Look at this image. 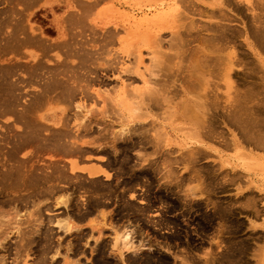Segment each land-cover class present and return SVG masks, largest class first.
<instances>
[{
  "label": "rangeland",
  "instance_id": "1",
  "mask_svg": "<svg viewBox=\"0 0 264 264\" xmlns=\"http://www.w3.org/2000/svg\"><path fill=\"white\" fill-rule=\"evenodd\" d=\"M214 1L0 0V221L19 216L12 226L0 223V264H264V48L248 49L242 35L237 49L222 51L238 53L240 74L229 76L231 87L215 77L206 57L215 50L189 31L208 21L193 4ZM31 29L46 49L23 40ZM248 71L254 84L241 79ZM143 75H154L167 101L146 92L151 111L132 119L125 86L135 93ZM233 87L240 92L235 115ZM80 120L87 127L77 130ZM87 138L93 146L79 144ZM70 160L105 161L110 176L70 172ZM61 187L73 194L69 208L52 196ZM39 204L36 231L28 220L35 222ZM64 215L77 229L51 222ZM122 229L133 233L128 247L114 242Z\"/></svg>",
  "mask_w": 264,
  "mask_h": 264
},
{
  "label": "bare ground",
  "instance_id": "2",
  "mask_svg": "<svg viewBox=\"0 0 264 264\" xmlns=\"http://www.w3.org/2000/svg\"><path fill=\"white\" fill-rule=\"evenodd\" d=\"M259 2H257V3H255V1L254 0H215L214 1V3L213 4H210L209 6H203V7H198L197 9H194V5H196L195 3L193 4V6H192V10H195V11H198V14H201V15H204V16H206L207 18H208V21H202L201 20V22H203L202 24H197V25H195V26H193V25H191V29L189 30L190 32H191V35H192V40H198V39H201V40H203L204 41V43H206L207 45H209L210 47H211V49H214L215 51H211V52H208L207 54H206V57L210 60V61H213L214 63H215V66H217V68H216V70L214 71V76L215 77H217V78H219V79H221V80H223L226 84H227V86L228 87H231V85H232V83L230 82V80H229V76L232 74V73H234V75H238V74H240V72H239V69H237V68H235L237 65H238V63H239V56H238V53L234 50V51H232L231 53H228V54H223L222 53V51H223V49H226V46L227 45H230L231 47H232V49H237V43L239 42L238 40V38L239 37H241L242 35H244L245 34V42H246V45H247V47H248V49H256L255 47H256V43L258 42V44L262 47V48H264V13H258L257 12V10H256V8L257 9H259V10H261L262 9V7H261V5H263L264 6V0H258ZM261 1V2H260ZM189 2V1H188ZM33 3V2H32ZM258 3H260V4H258ZM212 5H214V6H212ZM260 7H259V6ZM258 6V7H257ZM226 7H229V9H227ZM182 8V7H181ZM261 8V9H260ZM21 11V10H20ZM179 12L180 11H182V10H178ZM12 12V11H11ZM22 12V11H21ZM178 12V13H179ZM182 12H185V11H182ZM235 12V13H234ZM260 12V11H259ZM13 13V12H12ZM11 13V14H12ZM17 13V12H16ZM181 13V12H180ZM179 13V14H180ZM159 16H160V14L159 13H157ZM165 14H167V12H165V13H163V15H165ZM181 14H183V13H181ZM185 14V13H184ZM13 15V14H12ZM18 15V14H17ZM187 15V14H186ZM69 16H70V19L72 18V19H74L75 17H76V14H74V13H70L69 14ZM82 16V15H81ZM179 16V15H178ZM177 16V17H178ZM188 16V15H187ZM14 17V16H13ZM20 17V16H19ZM163 17V16H162ZM162 17H158V19L157 20H159V19H161ZM180 17V16H179ZM166 18V17H165ZM162 19H164V18H162ZM177 20H178V18H176ZM192 19V18H191ZM184 20V19H183ZM162 21V20H161ZM181 21V20H180ZM185 21V20H184ZM191 22V21H190ZM194 22V20L192 19V23ZM232 22H234V23H232ZM242 23V28L241 27H239L238 25H236L235 23ZM164 23H167V22H164ZM179 23V22H178ZM177 23V24H178ZM181 23V22H180ZM179 23V24H180ZM191 23V24H192ZM26 24V23H25ZM172 24V23H171ZM177 24H176V26H177ZM182 24V23H181ZM180 24V25H181ZM188 24V23H187ZM190 25V24H189ZM159 26V25H158ZM161 26V25H160ZM167 25L165 24V27H166ZM172 26H174L175 27V25H172ZM179 26V25H178ZM177 26V27H178ZM182 26V25H181ZM3 27V26H2ZM9 27V26H8ZM11 27V26H10ZM176 27V28H177ZM4 28V27H3ZM29 28H30V26H29ZM161 28V27H160ZM182 28V27H181ZM180 28V29H181ZM4 29H6V28H4ZM157 29V28H156ZM158 29H159V27H158ZM163 29V28H162ZM161 29V30H162ZM189 29V28H188ZM187 29V30H188ZM177 30H179V28L177 29ZM163 31V30H162ZM161 31V32H162ZM178 32H180V31H178ZM177 32V33H178ZM21 33V32H20ZM10 34V33H9ZM15 34V33H14ZM22 34V33H21ZM39 34V35H38ZM160 34V33H159ZM159 34H157L158 36H159ZM174 34V33H173ZM172 34V35H173ZM179 34V33H178ZM202 34H203V36H202ZM7 35V34H6ZM154 35H156V34H154ZM154 35H152V36H154ZM156 35V36H157ZM24 36V35H23ZM156 36H155V38H156ZM157 36V37H158ZM173 36H175L176 37V35L174 34ZM4 37H6L5 35H4ZM3 37V38H4ZM17 37H19V36H17ZM181 37V36H180ZM155 38H153V41H154V39ZM162 38V37H161ZM176 38H178V37H176ZM183 38V37H182ZM7 39V38H6ZM181 39V38H180ZM24 41H26V42H34V43H38V44H40L42 47V49H46L47 48V44L45 43V41H44V39H43V36L42 35H40V33L39 32H35L34 30H30L29 31V33L24 37V39H23ZM173 40V39H172ZM175 40V39H174ZM173 40V41H174ZM255 42H254V41ZM151 41V40H150ZM182 41V40H181ZM3 42V41H2ZM6 42V41H5ZM104 42H105V40H104ZM154 42H157V40L155 39V41ZM174 42H177L176 40L174 41ZM8 43V42H7ZM101 43H102V41H101ZM106 43V42H105ZM182 43H184L183 41H182ZM155 44V43H154ZM160 45V44H159ZM15 46V45H14ZM155 47L157 46L158 47V45H154ZM16 47V46H15ZM26 47V46H25ZM86 47V46H85ZM154 47V48H155ZM13 48V47H12ZM17 49V48H16ZM22 49V48H21ZM64 49V48H63ZM157 49V48H156ZM155 49V50H156ZM170 49H171V47H170ZM181 49V48H180ZM201 49H204V48H201ZM154 50V51H155ZM159 50V49H158ZM158 50H156L155 52L156 53H158V52H160V51H158ZM172 50V49H171ZM205 50V49H204ZM18 52H19V50H17ZM82 51V50H81ZM158 51V52H157ZM179 51V50H178ZM177 51V52H178ZM183 51V50H182ZM164 52V51H163ZM176 52V54H178ZM181 52V51H180ZM167 53V52H166ZM204 53V52H203ZM202 53V54H203ZM153 54H154V52H153ZM173 54H175V53H173ZM95 55V54H94ZM161 55H162V53H161ZM164 56V55H163ZM179 56V55H178ZM182 56V55H181ZM165 57V56H164ZM154 58V57H153ZM157 58V57H156ZM155 58V59H156ZM163 58V57H162ZM158 59V58H157ZM164 59V58H163ZM166 59V58H165ZM156 62V61H155ZM170 62V61H169ZM182 62V61H181ZM180 62V63H181ZM16 63V62H15ZM32 63V62H31ZM158 63H162L161 61L159 62V60H158V62H157V65H158ZM164 63V62H163ZM1 64V63H0ZM5 64V63H4ZM154 64V63H153ZM209 64V63H208ZM156 65V63L154 64V66ZM161 65H163V64H161ZM160 65V66H161ZM168 65V64H167ZM172 65V64H171ZM213 65V64H212ZM159 66V65H158ZM164 66V65H163ZM173 66V65H172ZM169 67H170V64H169ZM213 67V66H212ZM155 68V67H154ZM168 68V67H167ZM171 68V67H170ZM129 70L131 69V68H128ZM153 69V68H152ZM44 70V69H43ZM158 70V69H157ZM162 70V69H161ZM160 70V71H161ZM172 70V69H171ZM152 71V70H151ZM191 71V70H190ZM210 71V70H209ZM8 72V71H7ZM130 72H132L131 70H130ZM156 72V71H155ZM162 72V71H161ZM180 71H178V73H179ZM157 73V74H156ZM156 73H153V74H156L157 76H159L160 77V75H158V72H156ZM175 73V72H174ZM209 73V72H208ZM88 74V73H87ZM209 74H211V73H209ZM243 75V77H241V79H243L244 81H246V82H249L250 84H254L253 83V81H251V79H253V73H252V71H248V72H245V74H242ZM27 76V75H26ZM75 76H77V75H75ZM144 76V75H143ZM142 76V77H143ZM154 76V75H153ZM152 75H151V77H149V78H147V77H145L144 76V79H145V86H142V88L140 87V88H136V92L135 93H132V92H134V91H132V89H130L128 86H125V90H126V92H127V94H130V97H132V98H130L129 96V98L132 100V102L131 103H129V105H130V110H132V114H134L133 116L134 117H132V119L134 118V119H138V118H141L142 116H148V111H151L150 109L148 110V108H144V107H150L149 105H150V103H146V102H144L145 100H147V99H145L144 100V95H145V93L147 92H149V93H151L152 95L153 94H155V96H156V94H158V95H161V93H162V95H163V93H164V95H165V92H163L162 90H160L159 89V86L157 87V84H156V82H154L153 80H152V77H153ZM157 76H155V77H157ZM15 77V76H14ZM13 77V79H15ZM48 77V76H47ZM239 77V76H238ZM156 79V78H155ZM250 79V80H249ZM47 80V79H46ZM74 80V79H73ZM81 80V79H80ZM165 80H166V78H165ZM186 80V79H185ZM215 80V79H214ZM33 81V80H32ZM167 81V80H166ZM218 81V80H217ZM168 82V81H167ZM171 82V81H170ZM219 82H221V81H219ZM22 83V82H21ZM90 83V82H89ZM163 83L165 84V82H164V80H163ZM213 83V82H212ZM210 84V83H209ZM219 84H221V83H217V85H215V86H218ZM23 85V84H22ZM25 85V84H24ZM82 85H84V84H82ZM76 86V85H75ZM169 86V85H168ZM171 86V85H170ZM71 87H72V85H71ZM160 87H162V86H160ZM166 87V86H165ZM50 88V87H49ZM129 88V89H128ZM163 88V87H162ZM216 88V87H215ZM77 89V88H76ZM87 89V88H86ZM164 89V88H163ZM167 89H168V87H167ZM233 89H234V91L232 92L233 93V99H232V101H233V104L231 105V109H230V113H232L233 115H235V114H237L238 112H239V108H238V101H239V89H237V87H233ZM45 90V89H44ZM48 90V89H47ZM82 90V89H81ZM165 90H166V88H165ZM164 90V91H165ZM204 90V89H203ZM26 91V90H25ZM41 91H42V89H41ZM132 91V92H131ZM160 91H162V92H160ZM167 91V90H166ZM202 93H203V91L202 90H200ZM18 92V91H17ZM39 92V91H38ZM42 92H45V91H42ZM48 92V91H47ZM130 92V93H129ZM135 94L136 96H132V94ZM146 93V94H147ZM160 93V94H159ZM43 94V93H42ZM87 95V94H86ZM148 95H150V94H147V96ZM164 95L162 96V98L164 97ZM71 97V96H70ZM127 97V98H128ZM149 97H151V96H149ZM156 97H158V96H156ZM173 97V96H172ZM207 97V96H206ZM208 98V97H207ZM217 98H218V96H217ZM53 99V98H52ZM58 99V98H57ZM60 99V98H59ZM58 99V100H59ZM150 99V98H149ZM163 99H166V98H163ZM171 99V98H170ZM173 99H174V97H173ZM54 100V99H53ZM70 101H73V100H71V99H69ZM150 101V100H149ZM166 101H167V99H166ZM171 101V100H170ZM216 101V100H215ZM147 102H148V100H147ZM175 102H177V101H174V104H175ZM181 102V101H180ZM179 102V103H180ZM185 102V101H184ZM203 102V101H202ZM25 103H26V101H25ZM46 103H47V101H46ZM72 103V102H71ZM168 102H166V104H167ZM178 103V102H177ZM183 103V102H182ZM200 103V102H199ZM149 104V105H148ZM164 104H165V102H164ZM169 104V103H168ZM181 104V103H180ZM202 104V103H201ZM47 105V104H46ZM75 105V104H74ZM77 105V104H76ZM182 105V104H181ZM71 106V105H70ZM74 107V106H73ZM77 107V106H76ZM79 108V107H78ZM170 108L171 107H169L168 109H169V111H170ZM202 108V107H201ZM219 107H215V109H218ZM227 107H223V109L222 110H225ZM168 109H167V111H168ZM186 109V108H185ZM214 109V110H215ZM228 109V108H227ZM165 110H166V108H165ZM188 110V109H187ZM164 112H166V111H164ZM171 112L173 113V110H171ZM208 112H210V111H208ZM215 112H217L216 110H215ZM88 113V112H87ZM80 114V113H79ZM184 114V113H183ZM188 114V113H187ZM203 114V113H202ZM82 114H80V116H81ZM170 114H167V117L169 116ZM174 115V114H173ZM173 115H170L169 117L170 118H172V116ZM195 115H197V114H195ZM78 116V115H77ZM80 116H79V118H80ZM190 116V115H189ZM203 116V115H202ZM204 116L206 117V115L204 114ZM83 117H85V116H82V119H83ZM165 117V116H164ZM167 117H166V119H167ZM168 117V118H169ZM191 117H193V115L191 116ZM38 118H39V116H38ZM67 118V117H66ZM65 118V122H67V119ZM186 118H189V117H186ZM81 119V118H80ZM85 119V118H84ZM165 119V120H166ZM204 120H206V119H204ZM80 121H82V120H80ZM80 121H79V123H80ZM176 121V120H175ZM194 121H196V120H194ZM84 121H82V123H80V125H79V128L77 129V130H80V129H82L83 127L85 128V124L83 123ZM178 122H179V120H178ZM185 123H186V121H184ZM196 122H198L197 124H203V123H201L200 121H196ZM153 123V122H152ZM62 124H64V123H62ZM154 124V123H153ZM191 124V123H190ZM247 124V123H246ZM155 125V124H154ZM191 126V125H190ZM62 127H63V125H62ZM65 127V126H64ZM87 127V126H86ZM155 127V126H154ZM158 127H160V126H158ZM188 127V126H187ZM202 127V126H201ZM161 128H162V130H164V126H162L161 125ZM174 128V127H173ZM177 128V127H176ZM186 128V127H185ZM193 128H196L195 126L193 127ZM246 128V127H245ZM131 129V127L128 129L127 128V130L128 131H125V130H123L122 129V131L121 132H119V133H115L114 134V136L113 137H115L116 139L117 138H123V136H125V135H127L128 133H130V130ZM154 129V128H153ZM157 129V128H156ZM179 130H183L184 129V127H179L178 128ZM197 129V128H196ZM89 130V129H88ZM143 130V129H142ZM187 130V129H186ZM205 130V129H204ZM45 131V130H44ZM48 131V130H47ZM148 131V130H147ZM156 131V130H155ZM202 131V130H201ZM116 132V131H115ZM141 132V131H140ZM157 132H158V130H157ZM176 132V131H175ZM204 132V131H203ZM103 133V132H102ZM138 133V132H137ZM187 133L188 134H190V133H192V132H188V130H187ZM197 133H198V131H197ZM196 133V134H197ZM158 134V133H157ZM196 134H194V132H193V135H196ZM101 135V134H100ZM159 135V134H158ZM161 135H162V138L164 137V138H166V139H168V135H167V133L165 132V131H162L161 132ZM160 135V136H161ZM164 135V136H163ZM77 136V135H76ZM160 136H159V139H160ZM197 136V135H196ZM43 137V136H42ZM88 137V136H87ZM157 138H158V136H156ZM79 138V137H78ZM82 138V137H81ZM80 138V139H81ZM155 138V137H154ZM88 139V138H87ZM86 139V140H87ZM91 138H89L88 140H90ZM262 139V138H261ZM83 140V139H82ZM81 140V141H82ZM85 140V141H86ZM93 140V139H92ZM115 140V139H114ZM156 140V139H155ZM158 140V139H157ZM156 140V141H157ZM77 141H78V139H77ZM79 142V144H82V143H84V144H87V143H92L93 144V142L90 140V142L88 141H86V142H84V141H82V142ZM117 141V140H116ZM200 141V140H199ZM261 141V140H260ZM69 142H72V141H69ZM95 142V141H94ZM114 142V141H113ZM102 143V142H101ZM104 143V142H103ZM158 143V142H157ZM78 144V145H79ZM84 144H82V145H84ZM89 144V145H90ZM90 145V146H93V145ZM95 144V143H94ZM100 144V143H99ZM72 145H75L74 143L72 144ZM88 145V144H87ZM9 146V145H8ZM70 146V145H69ZM80 146V145H79ZM158 146V145H157ZM96 147H99L98 149L99 150H103V148L105 147L104 145H97ZM264 147V146H263ZM113 148V147H112ZM78 150V149H77ZM78 152V151H77ZM142 153V152H141ZM141 153H139V154H141ZM8 154V153H7ZM10 154V153H9ZM52 154V153H51ZM78 154V153H77ZM138 154V155H139ZM143 154H145V153H143ZM142 154V155H143ZM147 154V153H146ZM189 154V153H188ZM61 155V154H60ZM76 155V154H75ZM75 155H74V157H75ZM89 155H90V153H89ZM190 155H192V154H190ZM53 156H54V154H53ZM77 156H79V155H77ZM144 156V155H143ZM149 156V154L146 156V157H148ZM4 157V156H3ZM58 158H60L59 157V155L57 156ZM98 157V156H97ZM192 157V156H191ZM64 158V157H63ZM78 158V157H77ZM57 159V158H56ZM61 159V158H60ZM188 159V158H187ZM54 160V159H53ZM66 160V159H65ZM71 161V170L70 169H68L70 172H75V170H83V171H86L87 172V175L89 176V177H91V178H97V177H99V176H97V175H99L100 173L101 174H105L106 176H110V174L109 175H107L108 173H106V172H108V171H106L105 172V170H103L101 167H84V168H81V167H78V165L76 164V162H74L73 160H70ZM189 162H190V160H189ZM227 162H229V161H227ZM166 163V162H165ZM4 168V167H3ZM49 168V167H48ZM104 169H105V167H103ZM5 169V168H4ZM50 169V168H49ZM50 171V170H49ZM82 171V172H83ZM59 173V172H58ZM172 173V172H171ZM168 174V173H167ZM104 175V176H105ZM76 180V179H75ZM52 183H53V181H52ZM188 184V183H187ZM66 185V184H65ZM64 185V186H65ZM62 186H63V184H62ZM55 192H53V197L55 198L54 199V201H55V203H56V205H59V206H66V207H68L69 208V205H70V203L72 202V198H73V194H72V192H71V195L70 194H68L67 192V189H65V188H58L57 190H54ZM70 193V192H69ZM55 195H57V196H55ZM87 198V197H86ZM38 204V203H37ZM41 204V203H40ZM40 204L36 207V209L35 210H38V212H36L35 210V212L37 213V218L35 219V222L33 223L32 221H33V219H31V218H33L35 215L34 214H32V213H34V212H29L30 214H29V216H28V214H27V216L28 217H30V216H33V217H30V219L31 220H28V217L26 218L25 217V220L27 219L28 221H31V224L33 225V227L35 228V230L37 231L43 224V221H41L40 219H42L41 217V215H40V218H39V215H38V213L40 212V209L39 208H41V206H40ZM34 206V205H33ZM42 206H43V204H42ZM67 209V208H66ZM13 211H11V213H12ZM8 213H9V211H8ZM7 213V214H8ZM17 214V213H16ZM1 216V215H0ZM11 215L9 214V217H10ZM15 216V215H14ZM17 216V217H16ZM14 218L15 219H13V217H11L13 220H17V221H19V219H17L19 216H18V214L16 215ZM65 216V215H64ZM63 216V217H64ZM4 217V216H3ZM8 217V216H7ZM9 217H8V219H9ZM63 217H60V218H58L57 219V216H55V217H51V222H54L55 221V224L58 226V227H60V228H62V229H64V230H67V231H65V232H68V230H70V229H72V228H75V229H77V226L72 222L73 220H72V218H70L69 216H65V218H63ZM2 218V217H1ZM35 218V217H34ZM76 218V217H75ZM7 218H3V221L5 222L6 220H8ZM50 219V218H49ZM55 219V220H54ZM72 221H71V220ZM77 219V218H76ZM12 220V221H13ZM54 220V221H53ZM10 221V220H9ZM12 221H10V223H8V224H6V223H2V221H0V223H2V224H4V225H6V226H8L9 227V225L10 226H12L13 224L11 223ZM38 221H40V222H38ZM14 222V221H13ZM38 222V223H37ZM49 222V221H48ZM15 223H17V222H15ZM35 223H37L36 225H35ZM50 223V222H49ZM12 224V225H11ZM53 224V223H52ZM17 225V224H16ZM26 225V224H25ZM38 225V226H37ZM0 226H1V224H0ZM5 227V226H4ZM19 226L17 225V228H18ZM54 227V226H53ZM3 228V227H2ZM1 228V229H2ZM15 228H16V226H15ZM20 228H22V227H20ZM20 228H19V230H20ZM28 228V227H27ZM51 228H52V226H51ZM63 230V231H64ZM70 231H72V230H70ZM10 232H12V230L10 231ZM19 232H21V230L19 231ZM18 232V233H19ZM100 232V231H99ZM9 233V232H8ZM8 233H7V235H8ZM12 234V233H11ZM133 233L131 232V230L130 229H122L119 233H118V235L115 237L116 239H115V243H118L119 242V240L121 239L122 241H123V245L125 244V247H128L129 246V244H130V241H131V235H132ZM133 236V235H132ZM6 237V236H5ZM98 238V237H97ZM130 238V241H128V239ZM5 241V240H4ZM22 241H25V240H23L22 239ZM98 242V241H97ZM112 243V244H114L115 245V243ZM22 243V242H21ZM120 243V242H119ZM122 244V243H121ZM119 245V246H122V245ZM132 244H134V243H131V247L133 246ZM138 245V244H137ZM1 246V245H0ZM117 246V245H116ZM143 246V245H142ZM57 247H59V246H57ZM123 247V246H122ZM114 248V247H113ZM137 248V247H136ZM132 249V248H131ZM139 249L140 248H137V250H135V252L134 253H136V255L137 254H139ZM59 251V250H58ZM133 254V253H132ZM56 255V254H55ZM55 255H54V258L53 259H55L56 257H55ZM51 257V256H50ZM53 257V256H52ZM51 257V258H52ZM124 258V257H123ZM52 259V260H53ZM126 259V258H125ZM125 259H123V260H125ZM4 260V259H3ZM66 261H68L67 260V258L65 259ZM70 261V260H69ZM67 264H68V262H67ZM71 264V263H70ZM74 264V263H73Z\"/></svg>",
  "mask_w": 264,
  "mask_h": 264
},
{
  "label": "crops",
  "instance_id": "3",
  "mask_svg": "<svg viewBox=\"0 0 264 264\" xmlns=\"http://www.w3.org/2000/svg\"><path fill=\"white\" fill-rule=\"evenodd\" d=\"M17 53H18V51H16ZM94 147H96V146H94ZM99 147H96V149H98ZM99 150V149H98ZM89 164H91L90 166H92V167H101V166H103V167H105L106 169H110V167L106 164V162L105 161H101V160H97V161H92V162H84V163H81V162H78V166H83V165H89ZM102 176H104V175H99V177H102ZM105 177V176H104ZM106 178V177H105ZM93 213V212H92ZM92 213H89V214H87V215H85V216H83V217H81V218H79L78 220L82 223V224H84V225H86L87 224V222H88V220L90 219V218H92L93 217V215H92ZM109 219H110V217H109Z\"/></svg>",
  "mask_w": 264,
  "mask_h": 264
}]
</instances>
